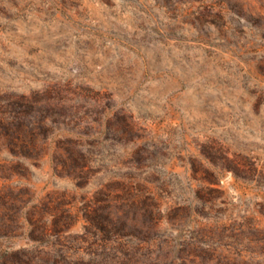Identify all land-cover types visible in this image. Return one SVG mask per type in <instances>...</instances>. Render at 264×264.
Here are the masks:
<instances>
[{
  "label": "rangeland",
  "instance_id": "1",
  "mask_svg": "<svg viewBox=\"0 0 264 264\" xmlns=\"http://www.w3.org/2000/svg\"><path fill=\"white\" fill-rule=\"evenodd\" d=\"M0 264H264V0H0Z\"/></svg>",
  "mask_w": 264,
  "mask_h": 264
}]
</instances>
